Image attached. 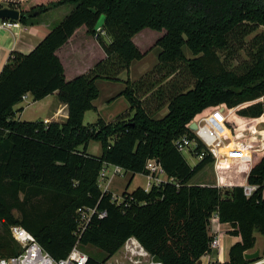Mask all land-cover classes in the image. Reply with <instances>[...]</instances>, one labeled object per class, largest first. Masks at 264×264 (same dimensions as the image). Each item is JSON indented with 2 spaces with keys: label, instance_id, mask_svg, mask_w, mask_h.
Returning <instances> with one entry per match:
<instances>
[{
  "label": "trees",
  "instance_id": "16d2710c",
  "mask_svg": "<svg viewBox=\"0 0 264 264\" xmlns=\"http://www.w3.org/2000/svg\"><path fill=\"white\" fill-rule=\"evenodd\" d=\"M63 4L75 8L31 52L11 51L0 73L1 224L6 230L23 225L57 259L79 242L104 251L105 260L135 236L163 264H200L210 252L209 227L217 213L241 240L232 245L228 261L215 264L250 261L245 253L255 247V232L264 236V154L249 171L247 182L257 188L247 196L241 185L190 183L214 158L206 155L192 166L175 141L185 134L195 137L190 123L221 105L238 107L242 117H264V0H24L9 7L26 24ZM102 14L104 26L95 30ZM83 25L105 57L67 80L57 50ZM145 28L164 30L155 43L158 62L132 80V63L146 55L133 38ZM255 32L247 43L246 37ZM242 48L248 50V60L233 64L230 56ZM101 79L124 82L117 96H124L130 107L112 121L99 117L86 124V112L97 109ZM56 91L68 107L64 121L17 117L23 108L15 106L23 95L41 100ZM164 107L167 112L157 116ZM91 141L100 142L99 155L88 152ZM151 158L174 180L153 183L149 190H125L119 203L101 188L106 164L148 175ZM79 208L107 213L94 214L77 234ZM12 239L14 243L0 237L5 256L21 251ZM90 258L89 264L101 263Z\"/></svg>",
  "mask_w": 264,
  "mask_h": 264
},
{
  "label": "built area",
  "instance_id": "2783aa9c",
  "mask_svg": "<svg viewBox=\"0 0 264 264\" xmlns=\"http://www.w3.org/2000/svg\"><path fill=\"white\" fill-rule=\"evenodd\" d=\"M19 20L0 19V29H8L14 26H19ZM23 95V99L26 98ZM224 105L208 109L209 112L205 115L195 117L190 123H196L198 128L192 129L195 137L191 138L188 134L182 135L176 139L177 148L184 152L189 151L195 155L198 160H202L206 155H211L214 160H244L252 161L254 154H259L264 151V128L258 127V124L248 122L247 125H238L235 120H232L230 113L232 108H227L225 111ZM253 120L257 118H251ZM229 120V121H228ZM234 121V122H233ZM202 144V149L199 151V145ZM106 164L101 170L99 184L111 181L117 175L125 173V169L121 166L114 165L111 176H108ZM146 168L149 170L147 175L159 184L164 180H174L169 177L163 169L161 163L156 158H151L147 161ZM244 192L250 196L257 188L255 184L246 183L243 185ZM108 185L104 191H108ZM113 199L118 203L123 200L122 196L113 194ZM106 211H100L97 208H79L78 209V228L77 234L81 233L88 226L92 216L98 214L99 217H104ZM213 218H218L217 213H214ZM12 237L16 240L21 248L18 254L4 256L0 258V264H89L91 256L86 253L77 242L71 249L68 255L64 258H55L49 251L43 248L38 242L33 233L26 229L21 224H14L10 227ZM219 238L213 237L211 249L217 248ZM100 264H163L162 261L155 258L135 237H129L125 243L109 258L101 260ZM245 264H264V255L258 259L250 260Z\"/></svg>",
  "mask_w": 264,
  "mask_h": 264
},
{
  "label": "crops",
  "instance_id": "0c3cea01",
  "mask_svg": "<svg viewBox=\"0 0 264 264\" xmlns=\"http://www.w3.org/2000/svg\"><path fill=\"white\" fill-rule=\"evenodd\" d=\"M24 0H0V9L9 7V4L12 2H21ZM75 8L74 4H63L52 8L51 10L38 15L35 19L29 21L28 23H20L19 26H14L8 29H0V73L3 69L4 64L7 62L9 54L11 51L16 50L22 53L31 52L40 41L56 26L58 25L73 9ZM135 38V37H134ZM133 38V39H134ZM93 37L88 33L87 27L85 25L76 29L75 33L71 38L57 50L58 56L61 58L64 68L65 76L67 80L74 78L72 76L68 77L66 72V60L74 62L76 59H80L83 62H86L87 51L92 48L99 49L100 56L97 57L92 63L86 62V72L90 70L99 60L105 57V52L99 42L93 41ZM137 44L136 40L134 39ZM138 45V44H137ZM89 48V49H88ZM85 65V63H84ZM150 68V67H149ZM131 72V71H130ZM144 72V71H143ZM131 77V75H130ZM108 81V80H107ZM112 82V81H111ZM57 91L41 100H34L32 94L27 93L26 98L18 103L15 108L22 107L23 110L17 113V117L24 120V113L29 106L38 104V103H47L49 102V110L47 115H45V121H59L62 122L68 117V107L65 103L61 102L58 98ZM101 95V93H100ZM100 97V96H99ZM99 97L97 99H99ZM53 98V99H52ZM113 98V97H112ZM97 99L94 101V104L97 106ZM26 102V104H24ZM28 106V107H27ZM89 111V110H88ZM87 111V112H88ZM160 112V111H159ZM162 115L167 112V107H164L162 110ZM241 116L234 118L238 125H241ZM41 119V117L36 120ZM259 124L264 123L262 120L264 117L257 118ZM264 128V124L261 125ZM260 126V127H261ZM92 142V141H91ZM91 142L88 147V152L90 154L99 155L101 153V144L99 146L98 152L92 151ZM259 158H253L250 161L244 160H214L212 163L208 164L202 171H200V177H193L190 183L195 184H207L215 185L219 187H232L235 185H241L248 183L247 178L251 167L257 163L264 154V151L261 152ZM213 167V173L208 169V166ZM114 165L109 164L108 169L113 168ZM198 173V174H200ZM123 176H128L129 181L126 186L119 188V191L112 189L114 184V178L111 182L110 192L123 193L125 190L132 192L137 187H143L146 190H149L151 185L154 182L153 179L149 178L147 175L137 173L133 175L130 171H125ZM121 175V176H122ZM109 176V174H108ZM140 182L135 183L136 179ZM115 194V193H112ZM116 195V194H115ZM233 226L229 222H221L219 218H213L211 225L209 227V233L212 237L219 238V245L217 248L212 249L210 252L204 254L200 259V264H215L218 262H226L230 259V249L232 245L241 240L240 235H235L231 233ZM256 244L255 247L247 252H253L259 250L260 254L264 246V236L260 232H255ZM258 241V243H257Z\"/></svg>",
  "mask_w": 264,
  "mask_h": 264
},
{
  "label": "rangeland",
  "instance_id": "374dc122",
  "mask_svg": "<svg viewBox=\"0 0 264 264\" xmlns=\"http://www.w3.org/2000/svg\"><path fill=\"white\" fill-rule=\"evenodd\" d=\"M263 28H260L257 32L262 31ZM164 34V30L162 31H158V30H154L151 28H145L142 31H140L139 33H137L134 37V39L136 40L139 48L141 49V51L146 52V55L141 59V60H136L132 63L131 67H130V75H131V79L132 80H137L139 79L143 73H145L147 70H149L150 68H152L157 62H158V53L160 51V47L159 46H155V43L157 41V39L162 36ZM256 34L253 33L250 36L246 37V42H250V40L252 39V37ZM105 36V40L109 41L110 37L106 34H104ZM94 39L93 41L97 42L98 40L92 36ZM247 43L245 44V47L247 46ZM90 49L87 51V59L86 62L92 63L97 57L100 56V51L99 49L96 48H92V46H89ZM185 52L186 54H188V56H191V52L190 50L185 47ZM101 57V56H100ZM230 61L233 64H239L241 62L247 61L248 60V50L246 48H242L241 50H237L234 54V57L231 58L230 56ZM66 72H67V76L70 77L72 75V77H76L77 75H80L82 73L86 72L85 66L87 65L86 62H83L80 59H76L74 62L66 60ZM85 63V65H84ZM150 67V68H149ZM144 71V72H143ZM122 78H126L125 72H122ZM71 79V78H70ZM182 78H179V82H182ZM184 82L186 83H190L189 85H192V80L188 77H184ZM98 85L100 87L101 90V95L99 97V99H97V109L96 110H89L88 112H86L85 117H84V122L87 123H92L95 122L99 117H103L104 119H106L107 121H112L114 120L118 115H120L121 113H124L125 111H127L130 107L129 102L127 101V99L124 96H117V94H119V92L124 88L125 83L122 81H107L104 79H101L98 81ZM113 97V98H112ZM53 99V98H52ZM24 104H26V102H24ZM49 102L47 103H38L32 106H27L28 109L25 111L24 113V120H36L37 118L41 117V120L44 119L45 115H47V112L49 110ZM238 108V107H237ZM237 108H232L231 110H233L230 113V118H237L239 115L236 113ZM224 110L226 111H231L227 108L224 107ZM209 112V110H205L203 113L199 114L197 117L201 116V115H205ZM157 116H162V112H158ZM196 117V118H197ZM242 117V116H241ZM233 120V119H232ZM260 119H251L249 117H242L241 118V124L242 125H247L249 124L248 122H251L253 124H258ZM229 121V120H228ZM262 122H264V119L262 120ZM264 123H261L258 125V127L260 128L261 125H263ZM262 127V126H261ZM91 148L93 152H98L99 151V146H100V142L97 141H92L91 142ZM262 153L259 154H254V157L257 159L261 156ZM183 155L185 156V158L187 159V161L189 162L190 165L194 166L196 163H198V158L191 154L189 151H184ZM208 169L213 173V167L211 165L208 166ZM113 171V168L108 169V174L109 176H111ZM200 173V172H199ZM200 174H197L196 177H200ZM139 177H137L135 183L140 182V180H138ZM114 184L112 186V189L116 190L117 192L119 191V188H122L124 186L127 185L128 181H129V177L128 176H121V175H117L114 179ZM111 181L105 180L104 183H102L100 186L103 190H105V186L108 185L109 189H111ZM141 183V182H140ZM111 192V193H115L117 196H122V193H117V192ZM14 214L15 216H17L18 218L22 217V213L19 210H14ZM1 236H5L7 239H9V241L11 240L12 243H14L11 234H10V230H6L4 228V226L1 224L0 222V237ZM258 243V241H257ZM86 253H88L90 256L95 257L98 260H104V258L106 257V253L98 248H96L95 246L92 245H87V246H82L81 247ZM1 252V251H0ZM262 254V251H261ZM6 254L4 252L0 253V258L4 257Z\"/></svg>",
  "mask_w": 264,
  "mask_h": 264
},
{
  "label": "water",
  "instance_id": "95a60500",
  "mask_svg": "<svg viewBox=\"0 0 264 264\" xmlns=\"http://www.w3.org/2000/svg\"><path fill=\"white\" fill-rule=\"evenodd\" d=\"M34 14L38 15L39 12H35ZM0 19L19 20L20 19V12L18 10L12 9L10 7L1 8L0 9ZM105 19H106V15L102 14L100 16V18L98 19L96 25H95V30H100L104 26ZM191 128L195 129L196 128V124L192 123L191 124ZM260 256H261V254H260L259 250H255L253 252H246L245 253V257L248 260H255V259H258Z\"/></svg>",
  "mask_w": 264,
  "mask_h": 264
}]
</instances>
